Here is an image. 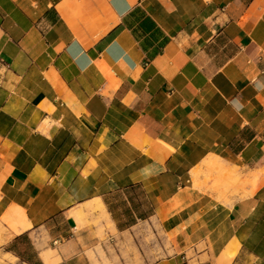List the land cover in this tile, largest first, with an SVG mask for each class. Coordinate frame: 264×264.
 <instances>
[{
    "label": "crops",
    "instance_id": "crops-1",
    "mask_svg": "<svg viewBox=\"0 0 264 264\" xmlns=\"http://www.w3.org/2000/svg\"><path fill=\"white\" fill-rule=\"evenodd\" d=\"M0 236L24 264H264V0H0Z\"/></svg>",
    "mask_w": 264,
    "mask_h": 264
},
{
    "label": "rangeland",
    "instance_id": "rangeland-1",
    "mask_svg": "<svg viewBox=\"0 0 264 264\" xmlns=\"http://www.w3.org/2000/svg\"><path fill=\"white\" fill-rule=\"evenodd\" d=\"M2 242L3 240L0 236V264H24V262L17 256L8 253L6 250H4V247L1 246ZM7 259H10L11 262H8Z\"/></svg>",
    "mask_w": 264,
    "mask_h": 264
},
{
    "label": "bare ground",
    "instance_id": "bare-ground-1",
    "mask_svg": "<svg viewBox=\"0 0 264 264\" xmlns=\"http://www.w3.org/2000/svg\"><path fill=\"white\" fill-rule=\"evenodd\" d=\"M6 221H8L9 225L11 226L14 233L18 234L22 230L26 228V225L23 221H20L15 215H7L5 217ZM8 262H11L10 259H7Z\"/></svg>",
    "mask_w": 264,
    "mask_h": 264
},
{
    "label": "built area",
    "instance_id": "built-area-1",
    "mask_svg": "<svg viewBox=\"0 0 264 264\" xmlns=\"http://www.w3.org/2000/svg\"><path fill=\"white\" fill-rule=\"evenodd\" d=\"M59 242H61V241H60V240L55 241V242H54V245H57Z\"/></svg>",
    "mask_w": 264,
    "mask_h": 264
}]
</instances>
